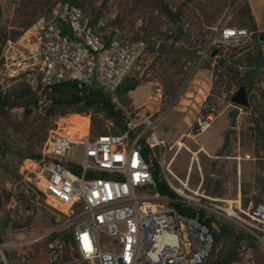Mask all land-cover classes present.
<instances>
[{
	"label": "built area",
	"instance_id": "1",
	"mask_svg": "<svg viewBox=\"0 0 264 264\" xmlns=\"http://www.w3.org/2000/svg\"><path fill=\"white\" fill-rule=\"evenodd\" d=\"M250 35L244 26L222 23L204 52L216 49L215 57L223 55L227 45L239 46ZM146 47L145 39L133 38L120 28L102 33L96 24H89L79 7L56 0L47 14H40L17 38H6L0 47V92L5 95L17 83H25L36 97L27 108L39 115H45L52 104L53 86L63 81H74L79 88L97 87L114 96ZM154 85L161 96L158 83ZM159 118L124 113L122 131L91 139L90 112L58 114L39 151L41 157L23 160L24 191L35 179L32 173L40 171L35 188L55 211L77 217L73 242L82 264H198L212 244L208 228L199 221L202 211V220L213 215L214 229H218L217 219L228 217L264 246V201L242 208L239 200H232L223 206L220 198L207 194L202 182L190 188L186 179H179L168 167L179 186L166 176L163 179L176 196L156 191L154 163L160 168L157 154L162 156L166 148L163 136L155 131ZM215 118L212 104L204 99L190 128L200 134ZM75 145H81L79 159L69 155ZM168 148H174L175 157L188 147L180 137ZM200 150L207 154L203 146ZM249 158V154L235 156ZM173 203L193 208L195 215L180 213ZM45 250L52 263L58 262L63 241L55 237Z\"/></svg>",
	"mask_w": 264,
	"mask_h": 264
},
{
	"label": "rangeland",
	"instance_id": "2",
	"mask_svg": "<svg viewBox=\"0 0 264 264\" xmlns=\"http://www.w3.org/2000/svg\"><path fill=\"white\" fill-rule=\"evenodd\" d=\"M35 1L37 0H0V31L10 36L13 31L23 30V24L27 22L32 12H34V18L49 12L52 6L51 3L39 4ZM240 1L227 0L218 24L212 28L209 41L215 32V28L220 24L239 26L234 16ZM132 2L130 1L128 5L131 6ZM251 3L264 15V0H251ZM109 4L111 5V11L96 23L102 33H107L109 28H119V26L112 25L109 22L115 18L116 14L125 5L123 0H110ZM201 8L202 6L198 8L191 5L189 13L196 16L201 12ZM156 15L157 11H154L152 14L155 18L154 23L148 26L151 14L137 13L131 21L132 24L127 22L122 28L130 33L132 37L138 32V38H144L147 47L140 61L129 73V76L139 79L140 84L133 91L116 92L114 96H111L112 100L120 108H130L128 106L129 99H132L133 105L144 103L148 105L154 102L153 98L157 95L154 90V84L157 82L161 93L160 99L164 103L163 107L171 106L186 89L195 84L194 81L197 78L195 72L198 69H203L201 66L208 64L206 69H210L212 72L211 86L204 99L212 104L216 118L208 129L200 134H194V131L184 122L182 116H178L174 112L175 107H170V112L164 117L160 116L155 125V131L159 136L165 134L163 138L166 144V148H162V156L157 154V160L162 163L159 169L161 176H166L176 186H179V183L167 171V167L179 179H186L190 188H195L202 182L207 194L220 198L219 204L227 206L232 200H239L241 207H246L249 203H252L255 194L264 191V146L261 145L260 141H255L252 136L253 122L250 121L253 108L264 115V40L259 39L256 35L258 32L253 33L252 30L247 28L251 31L250 38L239 46L227 45L224 48V54L221 55L225 58V63L217 69H215V65L219 57H211L209 53L204 52V49L200 52V57L194 61L183 62L182 59L180 63L170 66L162 63V57H156L155 53L151 52V41L155 40L154 48H157L160 42L159 38H161L159 32L164 31L166 28V24L163 23L165 19L158 18ZM125 20H129V16L125 17ZM195 27L196 24H193V26L191 24L184 25V29L194 30ZM201 29H205V27L203 26ZM144 33H147V35H144ZM173 75L174 77H172ZM241 76H246L245 81L248 83L246 87L247 107L238 106L231 102L232 94L239 87L235 82ZM169 77H172L173 81L169 80ZM170 82L177 86L174 96L166 93V87ZM6 109L10 120L14 122L15 126L0 122V193L3 189L10 193L8 198L5 195L1 197V208L9 212L10 221L7 225H0V261L8 264V258L3 252L5 251L9 255L12 264H82L79 257L62 262L65 255L71 256L74 249L76 250L75 245H73L74 242L66 247L65 241L58 237L63 241V252L58 262L55 263L50 261L49 254L45 250L43 244L45 236L53 231L62 232L70 228L73 233L77 217L73 215L67 217L55 211L45 200L43 192L31 186L33 183L39 185L40 182L37 176L40 171L32 173L35 179L33 183L29 184L30 188L28 187L27 191H24L26 182L21 179L22 165L18 166L17 154L19 150L29 146L36 138L30 135L32 127L38 129V135L42 134L40 129L43 128L42 118H44V115L31 111L27 119L24 120V106ZM256 116L255 114L254 117ZM232 117L233 121H231ZM54 118L55 115L47 121L52 124ZM226 118H228V126ZM105 126L109 130L113 124L111 121H106ZM226 126L224 135L227 136V140L223 145L222 132ZM50 128L46 129L47 133ZM181 133L184 134L179 136ZM189 133H191V136L188 135ZM180 137H183L188 148L180 149L174 157V148L169 149L168 147ZM199 146H203L207 154L202 150L197 151ZM41 147L36 149L40 151ZM196 151L197 153L193 154ZM80 152L81 145H75L69 155L79 159L81 157ZM246 154L250 155L249 159H235V156L243 157ZM13 172L17 173L19 178ZM20 191L25 197L19 198L17 196ZM261 199L264 201V194ZM245 202L247 203L246 206L243 205ZM233 204L236 205L237 203ZM234 210L238 213L236 207H234ZM2 212H0V216ZM28 217H31L29 222L27 221ZM222 218L220 217L217 220ZM14 220L22 227L14 228ZM233 222L238 225L235 221ZM216 224L218 227V223ZM220 245L221 242L218 243V247ZM259 248L264 254V246L261 245ZM238 250L242 259L240 262L233 264H256V254L246 242L243 246L239 245ZM215 253L216 250L211 255L212 260Z\"/></svg>",
	"mask_w": 264,
	"mask_h": 264
},
{
	"label": "trees",
	"instance_id": "3",
	"mask_svg": "<svg viewBox=\"0 0 264 264\" xmlns=\"http://www.w3.org/2000/svg\"><path fill=\"white\" fill-rule=\"evenodd\" d=\"M55 1L56 0H37L35 2H38L39 4L51 3V5H53ZM65 1H68L69 3L79 7L87 16L90 25H95L101 17L111 11V5L109 4L110 0ZM130 1H133L131 6L128 5ZM123 2L125 5L121 11H119L115 18L109 22L112 25L119 26L121 29L127 22L132 24L131 21L133 20L134 15L137 13L151 14L150 20L147 24L148 26H151L154 23L155 18L152 16L154 11H157L156 17L165 19L163 23L166 24V28L164 31L159 32V36L161 38H159L160 42L158 47L154 48L155 40H152V46H150V48L151 52L155 53L156 57H162V63H166L170 66L177 64L178 62L180 63V60L182 59L183 62H186L194 61L200 57V52L204 49L212 34V28L218 24L219 19L222 16L221 13L224 11L227 4V0H209L206 2L203 0H123ZM191 5L198 8L202 6L201 12L196 16L191 15L189 13ZM237 7L238 10L234 16L236 18V22L239 24V26L249 28L253 31V33H256L257 28L250 11L248 1L241 0ZM128 16L129 20L126 21L125 17ZM36 18H34V12H32L27 22L23 24V30L13 31L10 36H7L6 33L0 31V44L2 45L8 37L12 39L17 38L32 24ZM185 24H191L192 26L193 24H196V27L194 30H191L190 28L184 29ZM203 26L205 29H201ZM144 35H147V33H144ZM256 35L259 37V39L264 40V31H260ZM138 36L139 33L137 32L133 38H138ZM218 57L219 59L217 60L215 69H217L219 66H223L225 63V58H223V56L220 55ZM207 66L208 64L201 66V68H206ZM172 77H174V75ZM172 77H169V80L173 81ZM245 80L246 76H241L235 83L239 86L244 85L247 87L248 83ZM139 84V79L128 75L117 89V93H125L134 90ZM176 91L177 86L174 85L173 82H170L166 87V93L170 96H174ZM50 97L52 99V104L45 113L44 118H42L43 128L40 129L42 130V134L38 135V129L32 127V130H30V135L35 136L36 138L33 139V142H31L29 146H26V148H22L18 151V166L22 165L23 159H39L41 157V154L36 148L42 146L41 144L45 140L47 134L46 129L50 128V126L52 127L53 125V122L51 124L47 120L54 115L57 116L58 114H63L69 111L90 112L88 133L91 139L107 132L117 133L122 131L124 128L123 110L116 105L111 96L103 93L97 87L90 86L89 89L79 88L77 83L74 81H63L53 86ZM35 101L36 97L34 93L25 83H17L5 95H2L0 92V122L15 126L14 122L11 121L10 117L8 116L6 108H12L16 106H24V120H26L28 114L31 112L27 106L34 103ZM255 114L257 115L256 117H254ZM251 115L250 121L253 122L252 136L254 137L255 141H260L261 145L264 146V115L260 111L257 112L254 108L251 112ZM232 116L234 117V115ZM233 117L231 121H233ZM106 121H111L113 124L109 130L105 126ZM226 140L227 136L224 135L223 145H225ZM63 163L67 166H70L68 161H63ZM154 165L155 167L153 170V177L156 182V191L162 195L175 197L176 193L169 185H167L161 176L159 164L155 161ZM13 173L17 178H19L17 173ZM31 186L35 188L34 183ZM263 194L264 191L255 194L252 201L253 205H257L262 201L261 197ZM3 195L8 198L10 193L4 189L2 190V193H0V212L3 211L0 216V225H7L10 221V217L9 212L4 211L1 208V197ZM17 196L19 198L25 197L22 191H20ZM246 204V202L243 203L244 206H246ZM173 206L184 215H195V211L191 207H185L180 203H173ZM203 216L204 212L202 211L200 212L199 221L202 225H205L208 228V232L212 236V244L208 256L198 264H233L240 262L242 259L238 250L240 241L246 242L248 246L253 248L257 257L256 264H264V254L259 248L261 244L246 229L236 225L230 218L223 217L221 220H217L218 229L216 230L211 224V222L215 219L213 215H209L206 219L202 220ZM30 219L31 217H28L27 221L29 222ZM13 226L14 228L22 227V225L18 224L16 220H14ZM55 237L62 238L65 241L66 247L69 246V244H73V233L71 228L63 230L62 232L53 231L47 234L43 239V244H47ZM219 242H221L220 247H218ZM215 250L216 253L214 255V259L212 260L211 255H213V251ZM3 252L8 258V264H12L7 252ZM74 257H78V252L75 249L71 256L65 255L62 258V262L70 260ZM0 264L4 263L0 261Z\"/></svg>",
	"mask_w": 264,
	"mask_h": 264
},
{
	"label": "crops",
	"instance_id": "4",
	"mask_svg": "<svg viewBox=\"0 0 264 264\" xmlns=\"http://www.w3.org/2000/svg\"><path fill=\"white\" fill-rule=\"evenodd\" d=\"M247 1L249 4L251 14L254 19V22H255V26L257 28V32L264 31V15L261 14L259 9L255 8V6L252 5L251 0H247ZM195 76L197 77V78L195 77L196 78V81H194L195 84L189 87L188 89H186L184 93L181 95V97H179V99L175 103H173L171 106L163 107L164 103L160 99L161 96L156 95L153 98L154 102L149 103L148 105L146 103L142 105H133L132 99H129L128 106L130 108L121 107V109L123 110V113L135 114L136 112H140V113H144L147 115L154 114L159 117L160 116L164 117L165 115H167V113L170 112L172 107H175L174 112L178 116H182V119L190 128L195 116L200 111V105H201L202 100L205 98V96L208 94L210 90L212 72L210 69H206V68L198 69L195 72ZM226 119H227V126H228L229 124L228 118ZM227 126L224 127L223 132H222L223 139H224V133H225ZM183 134L184 133H181L179 134V136H182ZM164 135L165 134L163 133V135L161 136H164ZM223 139H222V142H223Z\"/></svg>",
	"mask_w": 264,
	"mask_h": 264
},
{
	"label": "water",
	"instance_id": "5",
	"mask_svg": "<svg viewBox=\"0 0 264 264\" xmlns=\"http://www.w3.org/2000/svg\"><path fill=\"white\" fill-rule=\"evenodd\" d=\"M217 53L216 49H213L210 53V56L213 57ZM231 102L238 106H248V98L246 93V87L244 85H241L238 87V89L232 94L231 96Z\"/></svg>",
	"mask_w": 264,
	"mask_h": 264
}]
</instances>
